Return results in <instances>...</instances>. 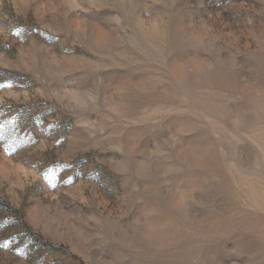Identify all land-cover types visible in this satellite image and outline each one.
Instances as JSON below:
<instances>
[{"label":"rangeland","instance_id":"obj_1","mask_svg":"<svg viewBox=\"0 0 264 264\" xmlns=\"http://www.w3.org/2000/svg\"><path fill=\"white\" fill-rule=\"evenodd\" d=\"M0 264H264V0H0Z\"/></svg>","mask_w":264,"mask_h":264},{"label":"snow or ice","instance_id":"obj_2","mask_svg":"<svg viewBox=\"0 0 264 264\" xmlns=\"http://www.w3.org/2000/svg\"><path fill=\"white\" fill-rule=\"evenodd\" d=\"M7 85H0V87H6Z\"/></svg>","mask_w":264,"mask_h":264}]
</instances>
